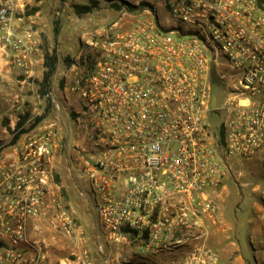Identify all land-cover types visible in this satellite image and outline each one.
I'll list each match as a JSON object with an SVG mask.
<instances>
[{"label": "built area", "instance_id": "obj_1", "mask_svg": "<svg viewBox=\"0 0 264 264\" xmlns=\"http://www.w3.org/2000/svg\"><path fill=\"white\" fill-rule=\"evenodd\" d=\"M139 1L151 7L129 28L116 23L85 41L63 84L50 83L44 96L58 116H75V137L84 142L73 159L87 187L82 195L111 241L190 246L180 264H218V252L204 245L219 224L210 194L233 177L236 163L264 169V0ZM13 7L0 0V43L31 78L40 37L13 25ZM213 74L229 92L215 127ZM63 139L46 129L0 158V264H46L29 233L37 218L85 243L52 189ZM74 261L92 264L88 249Z\"/></svg>", "mask_w": 264, "mask_h": 264}, {"label": "rangeland", "instance_id": "obj_2", "mask_svg": "<svg viewBox=\"0 0 264 264\" xmlns=\"http://www.w3.org/2000/svg\"><path fill=\"white\" fill-rule=\"evenodd\" d=\"M123 1L57 0L58 4L54 8L52 22L49 23L48 32L51 38L48 41L45 31L39 33L42 47H44V63L40 69V79L38 78L36 81V90L41 98L45 95L48 87L44 82L47 72H52L51 84L62 85L65 74L79 55V50L85 41L96 39L98 36L110 32L116 23H119L123 29H127L139 15L144 13L145 8L138 7L130 10L122 3ZM136 1L127 2L139 6L140 4H136ZM158 8V16L165 24L166 12L161 7L158 6ZM72 22L76 25H71ZM33 29L37 30L36 27ZM60 32L61 42L58 38ZM59 45L61 46L59 47ZM48 49L50 50L48 51ZM23 78L20 71L11 65L9 52H2L0 54V156L9 145L6 143L7 141L13 143L23 133L40 124L44 119V114L40 116L32 113L34 106L29 99H25L22 109L18 108L20 97L17 96L20 93L28 97L34 93L33 90L26 89L27 86H25L24 92L20 91L22 87L20 81ZM228 93L227 87L221 80L216 77L211 80L209 122L214 127L220 123L217 110H220L226 103ZM46 103L48 104L47 100ZM32 116H34L33 123L29 125L26 121ZM70 118L73 121L75 116L71 114ZM78 151L79 148L73 146L66 154L69 157V166L73 174H79V164L73 160L77 157ZM81 183L82 191L87 192L86 185ZM216 191L223 193L226 199V213L231 222L228 231L232 236L231 241L235 243V239L241 240V249H238L236 254L242 255L244 264H264V169L261 164L236 163L233 177L225 181L223 186ZM211 199L220 209L218 192L215 193V197L211 196ZM234 246H238L237 242L233 244ZM228 263L233 264V258Z\"/></svg>", "mask_w": 264, "mask_h": 264}, {"label": "crops", "instance_id": "obj_3", "mask_svg": "<svg viewBox=\"0 0 264 264\" xmlns=\"http://www.w3.org/2000/svg\"><path fill=\"white\" fill-rule=\"evenodd\" d=\"M57 4V0H14L13 25L18 28L36 27L38 35L45 31L49 41L51 38L48 32L49 23L52 22V14ZM71 25H76V23L72 22ZM58 38L59 42H61V32ZM40 41V50L36 56L35 75L29 78L23 71L15 69L24 76L20 81L22 85L20 91L24 92L26 89L34 91L29 97L23 93L17 96L20 97L18 108L22 109L25 99H29L34 106L32 113L40 116L44 114V119L40 124L23 133L13 143L7 141L6 143L9 145L2 152L0 158L14 156L20 150L27 137L42 133L46 129L54 128L64 136L55 155L53 165L54 184L52 189L62 194L66 207H68L83 228L86 239L85 243L81 240L74 241L56 233L46 220L39 218L32 220L29 225V233L33 239L42 243L47 256L46 264H76L74 261L75 255L85 248L90 253L92 264H180L191 249L190 246L174 247L160 244L150 246L136 238H129L128 240L115 243L107 237L101 228L92 199L89 197L85 198L82 195V180L79 174L72 173L69 166V157L66 156L70 147L77 144L79 146L83 145L84 142L80 138L75 137V125L68 112L64 111L58 116L49 106V102L48 104L46 103L45 96L41 98L36 90V81L38 78L40 79V69L44 63V47H42V40ZM2 52L5 53V49L0 43V54ZM25 86H27L26 89ZM33 119L34 116L30 117L26 123L30 125L33 123ZM217 192L221 207L218 213L220 223L210 226L204 245L218 252L220 257L218 264H229L228 262L231 258H233V264H244L242 255L240 253L236 254V251L241 249V240L237 241L238 239H235L238 246L233 247L236 242L233 243L231 241L232 236L228 232L231 222L229 215L226 213L225 196L220 191H215L211 192L210 197H215Z\"/></svg>", "mask_w": 264, "mask_h": 264}, {"label": "trees", "instance_id": "obj_4", "mask_svg": "<svg viewBox=\"0 0 264 264\" xmlns=\"http://www.w3.org/2000/svg\"><path fill=\"white\" fill-rule=\"evenodd\" d=\"M125 6H127L130 10H134V9H137L138 7H140V8H147V7H151V5H149V4H147V3H145V2H142L139 6H134V5H132L131 3H129V2H127V1H123L122 2ZM56 33H57V28H56ZM51 74H52V72L51 71H49V72H47V74L45 75V84H47V86H49V84H50V76H51ZM214 77H216V78H218L215 74H213V76H212V79L214 78ZM219 79V78H218ZM48 88V87H47Z\"/></svg>", "mask_w": 264, "mask_h": 264}]
</instances>
